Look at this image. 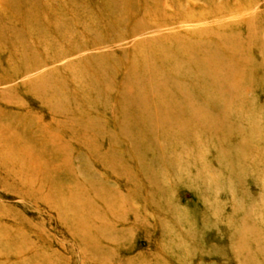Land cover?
<instances>
[{"label":"rangeland","instance_id":"374dc122","mask_svg":"<svg viewBox=\"0 0 264 264\" xmlns=\"http://www.w3.org/2000/svg\"><path fill=\"white\" fill-rule=\"evenodd\" d=\"M0 264H264V0H0Z\"/></svg>","mask_w":264,"mask_h":264}]
</instances>
